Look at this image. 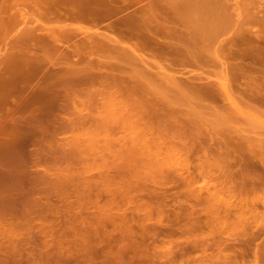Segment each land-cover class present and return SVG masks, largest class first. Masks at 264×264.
I'll use <instances>...</instances> for the list:
<instances>
[{"label":"rangeland","instance_id":"1","mask_svg":"<svg viewBox=\"0 0 264 264\" xmlns=\"http://www.w3.org/2000/svg\"><path fill=\"white\" fill-rule=\"evenodd\" d=\"M253 1L255 2L258 1L257 2V4L259 5L258 8H260V10H264V4L262 3L263 4V7H262L261 3H259V2H264V0H253ZM260 5L263 9L260 7ZM139 6H137V8ZM30 9L28 6L24 7L23 5L21 6V4H17L11 9V11L9 10L10 12H7V11H2V13L0 12V14L4 15L5 17L10 14H13V18H12L13 22L10 25H3L2 27H0V63H1V58L4 57L5 52H8L11 49L17 48V45H11L8 42L18 35L19 30L22 26V25L21 26L19 25V22L21 21L22 16H24L23 21L24 23H26L25 25L27 28H31L33 27V25L35 26V24L38 25V22L35 21L36 17L34 18L33 11H31L32 9L31 10ZM3 12H6V13H3ZM262 14H263V11L262 13H259L258 15L261 16ZM119 16L121 15H116L110 19L116 20L118 19ZM106 20L108 21L106 22ZM106 20L100 23L101 25H99V28H101L103 32L108 33L105 35L110 36L111 38H114L113 36L117 38L118 33L116 31L109 30L110 32H106L107 30H103L102 26L104 27V25L108 24L110 21L109 19H106ZM69 22L70 21L65 22V24L66 23L68 24ZM71 23H72L71 26H69L70 24H68L66 27L69 26L70 30H72V32L75 33V34L74 33L72 34L76 36L79 35L77 36V38L80 37L79 39L83 38L84 36H87L86 35L87 33L90 34L89 31L95 30V29L90 30V25H88L87 23H83V22L82 23L80 22L79 24L77 22H71ZM51 25H54V24L51 23L49 24V26L52 28L53 31H56V28L52 27ZM101 29H98V30H101ZM248 29L249 30L251 29V31L260 33L259 35L262 36L264 40V26L262 28L261 25L255 24L252 27L248 26ZM84 31H86L87 33L86 32L84 33ZM111 32H113L114 34H112ZM260 43L264 44L263 42H260ZM57 47L59 48V50L58 49L55 50L56 48L55 49L53 48L52 50H49L45 55H42L43 56L42 58L44 59V62L47 65L50 66L51 64H54L56 65L55 68L60 67L62 70H65L67 68H73L74 67L73 65L76 61H79L80 62L79 64L85 61L84 56H81V57L73 56L76 53L73 54V52H70L71 47H69L70 50L68 46H66L68 49H65L66 47L63 45L62 46L59 45ZM69 52L72 53V56L70 55ZM110 62H119L121 65L122 71H116L115 69L107 70L106 73L105 71H103L104 74L102 72L103 75L101 76V78L92 77L90 80L87 79L86 81H84L83 83H79L78 85H73V86L65 85L67 86V89H64L65 87L63 86V93L65 91L64 95H61V97L58 98L59 100L57 99L58 104L54 103L55 105H58V107L60 105L59 107L60 109L59 110L53 109L54 110V111L52 110L53 112L50 111L51 114L49 113V118H48V120L50 121H48L45 124V126H43V130H41L39 133L37 134L35 133L29 139L27 138V140H26V137L22 136V138L24 137L25 139L23 140L18 139V141L16 140L13 146L10 144L9 145L7 144L6 142L7 136L5 137L6 140H3L5 139L3 138L4 136L1 138L2 139L0 140V142L2 141L1 144L4 141L5 142L3 143L4 145H0L1 146L0 150H2L0 151V159H1L0 163L2 161L4 162L5 161L4 159H6V162L10 161L11 165H9L10 163L6 164V162H4L3 165L6 164V169L9 168L8 165L12 167V169L11 168L7 169V171L10 173L12 171L13 178H10L12 177L11 176L12 173L9 174L5 170V172H7L10 176L7 177L8 176L7 174H6L7 176L2 174L3 177L6 176L7 179L10 178L11 180L8 181L9 179L8 180L4 179L5 181L3 180V182L5 183L0 182V185L1 183L3 185L5 184V186L9 185L11 190L12 189H16V190H12V191L9 190L10 192L7 193L9 188L6 189V187L4 186L5 192L4 191L0 192V264H111L110 260H113L115 259V257H117V255L115 256V254L113 256L114 249L116 248L119 249L121 247L120 244H122L120 243V240L118 239V237L116 238V236H119L122 232L129 231V229H127L128 227H131V229L134 228V230L132 229L133 230L132 233L133 235L135 234L134 235L135 238H137L138 236L137 240L139 239V237H141V234L144 238H147L145 237V234L148 233L147 236L149 235V238H147L146 242L148 241V239H149V242H153V241L155 242L157 238L156 236H158V234L159 235L161 234L160 236H158V238L159 237L160 238L159 239L157 238L158 239L157 241L162 242V241H165V237L166 239H168L167 236L170 235V238H169L170 242L167 241L169 244L171 243L173 244L174 242V244L177 245L176 243L179 241L178 245H181V247H183L184 240H185V238L183 237L185 236L181 235L180 232H179L180 235L176 232L180 231L178 230L180 227V224L184 223V220L182 219L185 216V212L183 213L182 210H185L186 208V210L191 211L190 206H187L184 204L193 203V196H190L191 192L186 193L187 190L190 191L188 187H185V186L182 187L181 183L179 184L178 183L179 181L176 183L175 180H174L175 185H178L179 189H181L180 188L181 186L182 189L185 190V193L181 191L182 195H185V196H181V198L180 196L178 197L177 195H174L176 198L173 195L171 197L169 196L170 194H173V192L175 191L174 190L175 188L174 189L172 188L174 187L172 186L173 180L171 182L169 178L171 177V173L173 174L174 172L175 175L174 174L173 175L176 176L177 170H180V168L181 170L183 169L182 167H179V169H177L176 166L172 164L173 162H175L174 160L180 159L181 156L183 157L185 156L186 160L190 158L189 159L190 162L188 160L187 163L191 165L189 166L190 168L189 167L187 168L189 169L188 172L190 171L188 174L192 176L191 177L188 176L187 173L183 174V176L190 177L191 179L193 178V180L195 177L197 181L196 183V181L194 180L196 183V186H195L197 188L196 190H201V193L203 194L204 197H207V199L209 197L208 195H210L212 188L218 187L217 184H219V187L217 189L221 188L220 185L223 186L222 188L226 189L227 185L224 186L222 184L224 181H226L227 178H228V181L231 182L233 185V183L237 180L234 178V176L238 177L237 181L240 183V181H244V179H242L243 177L244 178L247 176L253 177L255 176V174L258 175V173L262 174L260 172L256 173L257 171L255 170L249 171L250 173L246 170L245 171L243 170L242 172L244 174L242 172L241 174H239L240 173V171H238L239 169L236 170L238 166H235L236 167L235 168L233 165L234 162L231 163L232 162L231 160V162L229 163L228 160L232 158L235 161V159L238 158L240 161V159H242L241 154H239L240 151L238 152L233 151V153L235 152V154H238L236 155L237 156L236 157L234 156L232 151L229 149L230 151L227 150L228 156H226L227 154L225 152V149L227 147L229 148L228 146L229 144H225L224 142L227 140L226 142L228 143V137L232 139L233 136H234L233 139L239 137V140H241L243 138L241 140L242 142L243 141L247 142V139H245L247 137L248 139H251V141L249 140L250 144H252L254 140H255V143L257 144L256 142L257 138L258 140L262 139L261 141L264 142V110L262 109L258 110L256 109L258 108L256 106L253 109L254 105H252L251 108L248 105L249 107L248 108L246 106L247 104L246 103L244 104V98L243 96L240 95L242 90L239 91V89H243L242 85H240L241 88H238L239 86H236V84H234L237 87L236 91L238 90L239 94L232 88L233 87L232 86L229 91V95L224 97V100L223 98L218 99V100H211V103L208 102L210 101L208 99L198 100L196 99V95L193 94L195 92L194 87L196 86V84H197L196 88L203 85L202 83L203 79L206 77L203 71L217 73L220 67L218 63L214 61L208 64H201L200 62H191V63L186 62L185 63L181 61H174V62L169 63V61H163L160 59L153 60L151 59L150 54H145L141 58L136 57L134 55H131V56L129 55V57H125L122 59L119 56L118 58H111ZM50 68H52V66ZM42 74H43V71H40L35 77V79L33 80V82L36 80V78H37L36 81H38V79L41 77ZM124 76H126L125 78L128 79V82L123 81L124 83L121 84L122 82L121 83L119 82L120 77L122 78ZM213 81L221 82L222 79L211 78V80L209 81L206 80V83L213 82ZM31 84H29L30 87L28 85L29 91L28 89H26L27 92L25 93L28 94L31 91V88L32 90L33 88L34 90L36 89L37 84L36 83H35L36 85L35 84L31 85ZM124 84H125V87H124ZM134 84H137L138 86L142 84L143 92L141 93L138 92L136 95H132V97L129 96L131 99L129 97H126V100L128 99L129 101L127 100V102H125V104H127V106L125 107L126 109L124 108L125 110L122 109L125 105H123V107L122 105L119 106L120 109L122 110L116 108L117 105H115L111 101L112 96H116L115 95V93L117 92L116 90H119V91L121 90L120 92H122L123 88L126 90V88L128 89L130 85H131L130 87L134 88ZM132 88H129V89L131 90ZM150 100H152L153 102H157L158 117H153V114L150 111V108L152 106V103H149ZM202 101L204 103H202ZM10 102L12 101H9L3 106L2 105L0 106V115L2 117L5 114L4 112L6 108L8 110L12 108V106L11 108L9 107ZM145 102L147 103L146 106H145L146 104ZM12 103L14 104V102ZM205 103H207V105H205ZM203 104L205 105L204 107H203ZM154 108L156 109V107ZM8 110L6 111V113L8 112ZM1 111L3 112V115L1 114ZM18 112L20 111L18 110ZM25 112L29 114L30 111L27 110ZM25 112L22 111L23 114H26ZM167 113H171L173 117L180 119L178 120L179 123H181L180 126L185 125V124L189 125L190 122H194L195 132L193 128L190 129L191 134L188 128H186V130H180L178 128H175L176 131L178 132V133H175V130L170 131V129H168L167 127L168 132L170 131V134L169 136H167V134L164 135L166 132L165 131L166 126H168L166 124L167 121L165 120V117H164V115H166ZM20 114L21 113H18V114L14 113V116L15 115L24 116L23 114L21 115ZM78 114L81 116L83 115L82 116L83 118L87 117L88 122L87 121L83 122V120L81 121V119L83 118L81 116H78L79 118L81 117V119L76 117ZM120 116H122L121 119L119 118ZM115 117L119 118L120 120L117 121L116 119L115 121ZM139 117H143V119L139 121L140 120L138 119ZM1 118H0V121L3 119ZM170 120L172 121V119L169 118V121ZM181 120H183V123L180 122ZM76 121H79V123ZM169 121L167 123H169ZM145 122L148 123V126L152 125L153 126L152 128L154 131L159 129L160 130L159 133L161 134L163 133L162 135H164V137L166 136L167 140L169 139L168 141H172V143L174 142L173 145H175L176 143L179 144V142H180V145L184 144L181 147L179 145L178 147H176V148H179V152L182 148L183 153L179 154L176 157H172L171 161L173 160V162L171 161L169 162L170 158H167L166 156H164L165 157L164 160L162 159L161 160L162 162H160L161 165L156 166L157 165L156 164L155 165L156 167L153 165L155 168H152L153 166L149 167L148 165H145L143 163L141 164L140 160L143 157L140 158V160H138L139 158H136L137 156H135V158H132V159L134 160L137 159V161L135 160L136 162H134L131 160L130 161L131 163H129V161L128 162L126 161L128 159H122L123 155H121L122 158L119 156L120 160L118 158H117L118 161L117 159L115 160L118 153L120 154L125 153L126 149L127 148L129 149V145L131 143V139L133 135L135 133L141 134L143 132ZM157 123L158 124L161 123V125L156 126ZM154 126L159 127V128L154 129ZM172 132L175 133L173 135V137L175 138L174 141H173L174 138L172 137V140H171V137H170L172 136L171 134H173ZM200 133L201 135H199ZM192 134H193V137H192ZM184 135H186L187 138ZM221 136L223 137V139L219 140ZM181 137H183L184 141L181 140L182 139ZM193 138H195L196 144L194 143V140L192 142ZM221 140L223 141L221 142ZM237 140L235 139V141ZM181 141L183 143H181ZM190 143L194 144L193 145L194 149L192 148V146L189 145ZM217 143L221 144L222 146L221 145L218 146ZM7 145L9 146V148L11 146L13 150H11V148L9 149ZM186 145H187V148L189 145L190 149L189 148L187 149L186 147L184 148V146ZM3 146H5L6 149L4 147V150H3ZM161 147L163 148L164 146L161 145ZM158 148L160 147L158 146ZM7 149L8 151H6ZM155 150L156 149H153V151ZM184 151L187 152L186 155H183ZM159 152L163 154L164 148L160 149ZM229 154L231 155L233 154V155L231 156ZM123 160L124 162H122ZM147 161L149 162L148 159ZM180 161H182V159ZM113 163L114 165L120 163L119 164L120 167L118 168V170L120 171V175H119V171H118V174L116 173L117 167L116 169L112 167ZM167 163L169 164V166L166 165ZM226 163L230 164L231 166V167L229 166L230 168H232V165H233L236 172L237 171L239 172L238 173L239 175L243 174L241 179H240V176L236 175L237 173L233 171L234 168L231 169V171L236 174H232L231 172V174L229 175V176L233 175L234 180L232 177L228 176V173L226 170L228 169L227 167L228 165H226ZM170 164H172L173 167L175 166L174 168L177 170L172 171V165H171V169L165 168V165L167 167H170ZM176 165L178 166L179 164L177 163ZM163 168L167 170L170 169L172 172L168 173L170 171H167L168 176L163 175L164 173L166 174V171L163 170ZM0 169H1L0 170V175H1V173L4 172L3 171L4 169L1 168V165H0ZM161 169H162V175L160 174ZM229 169L228 171L230 173ZM158 170H159V173H158ZM184 170H185V167L183 169V172ZM163 171L165 172L163 173ZM223 172L226 175H224ZM263 175L264 173L262 175L255 176V178H258V177L261 178V176ZM165 176L168 178H165ZM218 176L219 177L221 176L224 179V181H222V184L219 183V180L222 178L221 177L218 178ZM3 177L1 176V179ZM161 177L165 179L163 178L160 179ZM229 178L231 181L229 180ZM163 180H165L166 182L168 180L166 184L170 185L171 183V185L170 186L168 185L167 187L162 186L165 183V181ZM232 180L234 182H232ZM261 180L262 181L264 180V176L261 178ZM238 182H235V183L239 185ZM231 183L228 184L229 185L227 187L228 191L232 188V186H230ZM224 184H227V183L224 182ZM258 186L259 188H257V192L259 193V191H261L260 190L261 188H260V185ZM263 186H264V183L263 185L261 183L262 188ZM163 187L171 190L169 191L166 189L167 192H169L170 194H167L166 192H164L166 193L165 195L163 193V190H164ZM195 187L193 184L191 189H193L194 191ZM222 188L221 190H224ZM177 190H176V193L178 194L179 190L178 191ZM213 190H212L213 192L212 194L214 195L212 196L215 197L214 201L215 202L217 201V204H218L219 200H216V197L217 199L221 197L220 202H222L224 205L225 202L223 201V198H224L223 195H226L225 190H224V193H225L224 194L223 191H221L220 189L219 190L215 189V192L217 191L222 192V195L220 196L216 194ZM228 191H227L228 193L227 195H229ZM221 192H219V194ZM155 194H157V196L159 197L156 198ZM163 194L166 197H168L167 199L165 198L164 200H168L170 203L168 201L166 203L165 201H163V198H162ZM150 195L151 196L153 195V199H151L152 197ZM260 196H261V193H260ZM172 197L179 202L175 204L174 203L175 200H172L173 199ZM226 197L224 199L227 200V201L225 200L226 202L229 201L228 204L231 201L234 202L235 200H236L235 202L240 200L244 204L243 202L244 197L243 198L241 197L242 200L239 198V196L237 197L239 199L235 198L234 196L235 200H228L230 199V197L228 199ZM246 199L245 200L247 202L249 200L251 201L253 200V199L248 200V198ZM209 200L211 201V197ZM182 201L183 203H180ZM251 201L248 203H251ZM163 202L165 203L164 205H167V207L169 208L171 207L170 210H172L173 208L177 210L178 207L180 208V206L184 205L183 206L184 208L178 209L179 210L178 212L181 213V215L180 213L178 214L179 217L182 216L183 218L180 217L182 219L179 220V222L177 221L178 223H180L181 221L183 222L178 224L179 227L178 229H176L178 231L173 230L174 234L176 233L175 235L174 234L172 235L171 234L172 232L167 233L166 231L160 228L161 229L160 231L163 230L164 233L162 231L161 233L154 234L155 235L154 236L151 234L152 231L149 234V230L146 227L152 226L153 222L158 223V221H160L158 219L160 218V216L157 213L155 214V211H158V208L162 210L161 215L166 216L164 218L162 217L163 220L165 221L168 220L169 222V219L171 220L172 218L170 216V213H167V210H164V213H163V208H164ZM254 202H256V200L255 201L253 200V203ZM158 203L159 205H162V206L156 205ZM179 203H180V206H179ZM237 203H236V207L238 205ZM240 203L239 205H241ZM234 204L235 203H233L232 206H235ZM250 205L251 204H247V205L244 204L246 209H247V206H250ZM199 206L197 205L195 206L196 208V209L194 208L195 212L194 210H192L193 214H196L197 210L199 212V210L201 209L202 211L196 214L198 216H193L192 212L190 215L194 218L193 223L196 221V219L197 221L199 220V222L196 221V224L199 225L198 228L200 231H198L197 230L198 228L196 227V225L192 223V219H191L192 217H189L190 215L188 217L186 215L187 219L185 218L186 224H187V221L190 222L189 224L186 225V226L189 225V227L185 228L186 226L184 223V225H182L180 228L187 229V230L188 228L189 229L193 228L194 230L197 228L194 232V235H196L195 233H197V231L200 232V233H197L198 234L196 235L197 237L193 236L192 234L193 229H190L192 237L196 238V240L199 238V241H200V237L203 238L202 240L205 239V242H207L205 243L206 245L204 244V241L202 240H201L202 241L201 243L204 244L205 246L203 245L202 247L199 246L200 248L198 247L191 248L192 246L188 244L186 246L190 245L189 249H192V250L188 249L189 251L186 250L187 249L186 246H184L183 248H179L177 246L176 248H173L170 250L172 253L167 255V252H170V251L169 250L166 251V250L170 249L174 244L173 245L171 244L172 246H167L169 244L162 245V243L164 244L167 243L166 241L162 242L161 246H164V247L166 246V248L162 247V249L159 252L158 249L161 248L160 242L159 244H156V242L155 243L153 242L154 244L149 243L147 246H145V248L150 247L148 248L149 250L147 249L148 251L154 252L156 250V252L161 253V256L162 254L163 255L166 254L163 256V258H161V257H158L160 256V254L156 253L157 256L155 255L154 257H158V258L153 257L155 260L154 262H156V264L158 263L159 264H221L220 259H222L223 256L225 255V257L231 256L232 259L234 260L233 261L234 264H236L235 262H237V264H240V263L243 264L244 261L248 262L249 264V261L247 260H250L251 261L250 264H252V260H254L253 258L256 255L255 254L252 256V254L256 252L257 253L262 252L261 251L263 248L262 246H264L263 245L264 244V219L260 218V219L255 220V222H252L251 224L249 223L250 225L249 224L246 225L247 228L249 226V229H247L246 226L245 228L243 226L242 228H244V230L247 229L245 230L246 232H243L242 228L239 226L240 223H236L237 225L235 224L232 225L231 223L230 225L229 224L230 221H229L227 222L229 226L228 225L226 226L227 227L226 231L228 234H225L226 232L224 233L225 229L223 231V226H222L220 219L219 218L216 219L217 214L215 212H212V214L204 213L203 206H201V208H199ZM255 206L259 208L257 212L258 211L259 212L261 211L260 213L264 212V208H262L263 206L261 205V203L256 202ZM115 207L117 208L127 207L128 209L125 208L127 210V212L125 211L126 213L131 212L132 217L135 216V214H137L140 216L138 217L141 220H139L137 216H135L138 221L136 222L135 220L133 221V218L135 219V217L132 218L131 214L129 213L130 215L129 217H131L133 224H130L132 221L126 224V222H129V221L125 222L126 219L122 218L124 220L123 221L124 224L127 227V228H124L123 227L124 224L123 226H121V223H123L120 218L121 216H116L117 215L116 212L119 211V209L117 210ZM240 207H242L243 209L242 205ZM245 207L243 210H245ZM237 208L235 210H237ZM252 208L253 207H251V209ZM249 209L250 208H248L247 210ZM148 210L153 211L152 213H150L151 211L149 212V215L153 214L150 217L152 219L147 220L149 221V224H147L148 223L147 221L142 222V220H145L144 218H146L144 216V213L145 211H148ZM175 210L173 209L172 211H175ZM121 211L122 210H120V213ZM165 211H166V214H165ZM188 211H186L187 214L190 213V212L188 213ZM133 213L135 214L133 215ZM172 213L173 212H171V214ZM145 215L148 216V214L146 213ZM155 215L159 217L155 218ZM112 216H114L115 218ZM99 217H102V219L104 217H106V219L110 217L111 220L108 219L107 221L105 220V218L103 220L101 219L100 220L101 223L99 225V220H98ZM117 217H119V219ZM167 217L169 218L167 219ZM201 217L203 218V221H201L202 219ZM112 218L114 219L117 218L118 220L112 221L113 220ZM156 219H158L157 222H156ZM231 219L233 220L234 218H231ZM163 220L161 219V221ZM165 221H163V223H165ZM233 221L235 222L236 219H234ZM102 222H103V225H102ZM111 222L112 223L115 222V227H117L116 225L117 223L121 222L118 224L117 231L114 228V224H112ZM202 222L204 224H202ZM191 223L196 228L192 227ZM206 224L208 228H206ZM101 225H102V229H104L103 231L107 233V235L106 233H104L103 235H106L107 237L102 235L103 233L102 229H100L101 227H99ZM141 226L144 228L143 232L145 233L146 231V233L145 234H143V232L139 233L140 234L139 236L138 232L142 230ZM119 227H122V228H119ZM200 227L203 228L202 233L204 231L206 233L207 232L209 233L206 235V233L204 232L205 236L209 235L211 237L210 238L208 236L210 239L207 237L208 238L207 241L204 235L203 237L200 235L201 234ZM221 228H222V231H221ZM182 231L183 230H181V232ZM135 232L137 233V236ZM186 232L183 231V233H186ZM241 232H243L242 234L244 236L241 235L243 238L240 236ZM250 232H252V234ZM162 233L164 236H165V233H167L168 235H166L165 237H162L163 236ZM222 234L224 236H222ZM230 234L233 235L232 237L234 239L230 237L231 236ZM250 234H251V238L249 239L248 237H250ZM150 235H152V237L154 236L155 239L153 240L150 237ZM178 237H180V239L183 238L184 240L182 239L180 241ZM98 238L101 240L102 238H105L103 239L104 242L103 241L100 242L101 240L99 241ZM228 238H231L230 239L231 241L228 240ZM113 239L114 241H117V242H114ZM141 239L142 238H140L139 240ZM187 239L190 240L191 238L189 237ZM217 239H220V240H217ZM245 239H247V241ZM215 240L218 242H216ZM248 240L250 243H248ZM226 241L228 242L230 241L228 246H226L227 243L223 245V243ZM234 242L238 245L240 244V247L234 244ZM237 242H240V243H237ZM115 243L119 245H116ZM114 244H115V248H114ZM245 244L250 245L253 252L254 250L255 252L253 253L251 249L249 250L247 248L249 246L247 245H246V249L248 251L245 252L246 249H243V247L245 248ZM232 245H234V248H235V245L239 247L238 252L241 253L240 259L241 260L243 259L242 261L239 262L240 259L239 257L237 258V256H239V253L238 252H236L238 254L235 253L237 249H233ZM109 247H111V251ZM123 247L124 246H122L121 248L122 251L118 249H116L117 252L115 251V253H117L118 256H120L119 253H122L121 260L124 261L125 258L127 259L124 261L125 263L121 262L120 264H126V263L128 264L127 261H129L130 263L129 258H131L132 261H134L135 255L137 257V254H138L137 251L133 252V250L131 249L128 252H126L131 247H128V249L124 247L127 250L124 249ZM138 247H139V250H143L144 248V246L142 248H140V246ZM227 247L231 248L232 250H230ZM194 248L195 250H193ZM184 249L185 251H183ZM105 250H109V251H105ZM147 250H146V253L144 251L143 253L139 251L140 255L138 254V256H140V259L142 258V261L144 262V264L145 263L151 264L149 262V258H147L148 254L150 256V252H148ZM162 251H166V253H163ZM231 251H233L234 253L232 252L231 254ZM249 251H250V255L248 253ZM105 252L106 254L108 252L110 256L107 254L108 257L106 258L107 255L105 254ZM123 252H126V253H123ZM129 252L131 254L133 252L134 254H132V256L134 257H127L129 256L128 255ZM246 253H248L247 255L249 256L245 255L246 256L245 257L244 254ZM123 254L126 256V257L124 256L125 258L122 256ZM235 254H236V257H234ZM151 255L153 256L154 254L151 253ZM242 256L245 258H243ZM109 257L110 259L106 263V259H108ZM137 260L138 259L136 258V261ZM166 260L167 262H165ZM115 261L116 259L113 260V264L118 263L117 261L116 262ZM143 262L139 260V263L138 262H134V263L143 264ZM233 262L230 261V264L231 263L233 264Z\"/></svg>","mask_w":264,"mask_h":264},{"label":"bare ground","instance_id":"2","mask_svg":"<svg viewBox=\"0 0 264 264\" xmlns=\"http://www.w3.org/2000/svg\"><path fill=\"white\" fill-rule=\"evenodd\" d=\"M0 2H1L0 3V12L1 13H2V11L10 12L11 9L17 4H21V6L23 5L24 7L28 6L29 9L30 8L32 9V10L31 9L30 10L33 11L34 18L36 17L35 21L38 22V25L35 24V26L33 25V27H31V28H27L25 25L26 23H24V21H23L24 16H22V19L19 22V25L20 26L22 25V26L19 30L18 35L8 42L11 45H17V48L11 49L8 52H5L4 57L1 58V63H0L1 64V66H0V106L1 105L3 106L4 104L8 103L9 101L14 102V104L12 102L9 103L10 105L8 104L9 107L11 108V106H12V108L10 110H8L6 108L5 112H4L5 114L3 117L0 115L3 118L2 119L0 117L2 119L0 121V140H2L1 138L3 136H4L3 138H5L7 136L6 137L7 140H6V138L3 140H6L8 145L10 144L13 146V144L16 140L17 141H18V139L23 140V139H25L24 137H26V140H27V138L29 139L35 133L37 134L41 130H43V126H45V124L48 121H50V120H48L50 111L53 112L56 109H58V110L60 109L59 108L60 105L58 107V105H55V104L56 103L58 104V100H59L58 98L61 97V95H64V93H65V91L63 93V86L65 87L64 89H67V86L78 85L79 83H83L87 79L90 80L92 77H95V78L100 77L101 78V76L104 74L103 71H105V73L107 70H114V69L116 71H122L121 65L119 62H110L111 58H118L119 56L122 59L125 57H129V55L130 56L134 55L136 57L141 58L145 54H150L151 59H153V60L154 59H160L163 61H169V63L174 62V61H181V62H185V63L186 62H189V63L200 62L201 64H208V63H212L214 61L220 65L219 70L217 71V73L216 72L213 73V72H207V71L204 72L203 71V73H205V75H206V77L203 79V82H202L203 85L196 88V86H197V84H196V86L194 87L195 92L192 90L194 92L193 94L196 95V99H198V100L208 99L210 101H208V100L207 101L210 103H211V100H218L221 98H223V100H224V97L229 95V91H230L232 86H233L232 88L236 91V89H237L236 86H239L238 88H241L240 85H242L243 89H239V91L242 90L240 95L243 96V98H244V104L246 103L247 104L246 106L248 107V105H249L250 108L252 105H254L253 109L256 106V107H258L256 109L264 110V44L260 43V42L264 43V40H263V37L259 35L260 33L255 32V31H251V29L250 30L248 29V26L252 27L255 24L261 25L262 28L264 26V10H260V8H258L259 7V5L257 4L258 1L255 2L253 0H241V1L240 0L239 1L238 0L237 1L236 0H0ZM259 3H261V5L263 7L264 2H259ZM261 5H260V7H261ZM137 6H139V7L137 8ZM131 8L134 10H132ZM262 11H263V14L261 16H259L258 14L262 13ZM3 13H6V12H3ZM116 15H121V16H119L120 18L118 17V19H116V20L110 19ZM3 16L4 15L0 16V27H2L3 25H10L13 22V20H12L13 14H10L6 17L5 16L3 17ZM106 19H109L111 22L109 21V23L106 24V22L108 21ZM105 20H106V22H105L106 25H104V27L102 26L103 30H107L106 32L116 31L118 33L117 38L115 36H113L114 38H111L110 36L105 35L108 33L103 32L102 29L99 28V25H101L100 23H102V21H105ZM68 21H70L68 23V24H70L69 26L72 25L71 22H77L78 24L80 22L81 23L83 22V23H87L88 25H90V30H93V29H95V30L89 31L90 34H88L87 30H89V29H87L86 30L87 32L84 31V33L85 32L87 33L86 34L87 36H84V37L82 36L83 38L79 39L80 37L77 38V36H79V35H77V36L74 35L75 33L72 32V30H70V27L69 26L66 27L68 24L67 23L65 24V22H68ZM51 23L54 24L51 26L55 27L56 31H53L52 28L49 26V24H51ZM77 23H75V24H77ZM98 29H101V30H98ZM72 33H74V34H72ZM111 33L114 34L113 32H111ZM80 35H82V34H80ZM76 38H77V40H76ZM131 41H133V42H131ZM59 45L60 46L63 45L65 47L68 46V48L71 47V50L69 48L70 52H73V54L74 53L77 54V55L74 54L73 56H76V57L84 56V59H85V61L83 62L84 64L83 63L79 64L80 62L76 61L73 65L74 66L73 68H67L65 70H62L60 67L55 68L56 65H54V64H51L50 66L47 65L44 62L42 55H45L49 50H52L53 48L54 49L56 48L55 50H57V49L59 50V48L57 47ZM65 47H63V48H65ZM68 48L66 47L65 49H68ZM70 55L72 56V53H70ZM105 59H107V60H105ZM51 66H52V68H50ZM118 69H120V70H118ZM40 71H43V74L41 75V77L38 76V77H40L38 79V81H36L37 78L35 80L36 82L34 81L37 84L36 89L34 90V88H33V90H34L33 91L31 88L32 92L30 91L28 94L25 93V92H27L26 89H28V85L33 82V80L35 79V77L37 76V74ZM102 72H103V74H102ZM125 77L126 76H124L122 78L120 77L119 82L120 83L122 82L121 84H123L124 82H128V79ZM211 78H217V79L220 78V79H222V81L221 82L213 81V82L206 83V80L209 81V80H211ZM241 81L243 82V84ZM34 82L32 83L33 85L35 84ZM234 84H236V86ZM65 85H67V86H65ZM128 86H126V87H128ZM130 86H129V88H132ZM29 87H30V85H29ZM124 87H125V84H124ZM129 88L128 89L126 88V90L123 88L124 90L122 89V92H120L121 90L120 91L116 90L117 92L115 91L117 94L115 93L116 96H112L111 101L115 105H117L116 108L120 109V107H119L120 105H122V107H123V105H125L123 108L121 107L123 110H125L126 109L125 107L127 106V104H125V102H127V100H128V99L126 100V97H129V96L132 97V95H136L138 92L139 93L143 92L142 84L139 86L137 84H134V88H132L131 90ZM28 91H29V89H28ZM236 92H238V90ZM238 94H239V92H238ZM16 102H17V104H16ZM143 103H144V101H143ZM149 103H152L150 111L152 112L153 117H158L157 102H153L152 100H150ZM202 103H204V102L202 101ZM146 105H147V103L145 104V106ZM205 105H207V103H205ZM205 105L203 104V107ZM209 106H210V104H209ZM154 107H156V109ZM122 109H120V110H122ZM7 110H8V112L6 113ZM18 110L20 112H18ZM27 110L30 111L29 114L27 112H25ZM15 111H17V112H15ZM22 111H24L26 114H23ZM14 113H17V114L21 113L24 116H22L20 114L21 116L15 115V116H17V117H15ZM1 114L3 115L2 111H1ZM78 116H81V115L78 114L76 117H78ZM140 116H142V115H140ZM81 117L80 118L78 117V118L81 119ZM164 117H165V120L167 122L169 121V118L172 119V121L170 120L171 122L169 121V123H167L165 121L168 126H166V129H165L166 132L164 135L167 134V136H169L171 130L172 131L175 130V133H178L175 128H178L180 130H186V128H188L189 130L192 128H193V130L195 129V123L194 122H190L189 125L185 124V125L180 126L181 123H179V121H178L180 119L173 117L171 113H167L166 115H164ZM86 118L81 119V121L82 120H83V122L87 121L88 118L87 119ZM119 118L121 119L122 116H120ZM119 118L115 117V121H116V119H117V121H119L120 120ZM138 119H140L139 121H141L143 119V117H139ZM79 121H76V122L79 123ZM89 122H90V120H89ZM147 122H145V126L143 128L144 130L141 134L135 133L133 135V137L131 139V143L129 145V149L127 148L125 153H122V154L118 153V155H117V153H116L117 156H116L115 160L117 158L119 159V156L121 157V155H123L122 156L123 158L122 157L121 158L122 159H128L126 161L127 162L129 161V163H131L130 162L131 160L134 162L137 161V159H135L136 161L134 159H132V158H135V156H137L136 158H139L138 160H140V158L143 157L140 160V163L141 164L143 163V164L151 167L153 165L155 166L156 164H157L156 166L161 165L160 162H162L161 161L162 159L164 160V158H165L164 156H166L167 158H170L169 159V162H170L172 157H176L179 154L183 153L182 148L180 150V152H181L180 153L179 148H176V147H178V145L181 147L184 144L180 145V142H179V144H177L175 141V143H176L175 145H177V146H175V145H173L174 142L172 143V141H168L169 139L167 140V137L166 136L164 137V135H162L163 133L162 134L159 133L160 130L157 129L159 127H156V126L161 125V123L160 124L157 123V125L154 124V125H156V126H154V129H157L158 130V132H157V130L156 131L153 130L152 125L148 126ZM180 122L183 123V120H181ZM114 123H116V122H114ZM166 124H164V125H166ZM135 125H137V124H135ZM167 127H168V129H170L169 132H168ZM187 132H189V131H187ZM194 132H195V130H194ZM175 133L171 134L172 135V136H170L171 140H172V137ZM190 134H191V130H190ZM193 134H195V133H193ZM193 134H192V137H193ZM199 135H201V133ZM22 136H24V137L22 138ZM184 136L187 138L186 135H184ZM190 136H188V137H190ZM183 137H181L182 141H184ZM197 137H198V135H197ZM230 137H232V136H230ZM233 138H234V136H233ZM233 138L230 139L228 137V143L226 142L227 140L224 142L225 144H229L228 145L229 148L227 147L228 149L225 146V148H226L225 152L227 154V152H228L227 150H229V149L232 151V153H233V151H237V152L240 151L239 154H241L242 159H240V161L238 158H236L235 161L232 158L230 160H228L229 163L232 160L231 163L234 162L233 163L234 167L238 166L237 168L235 167L236 170L239 169L238 171H240V173L238 171L236 172L233 165H232V168H230L231 167L230 164L226 163V165H228L227 166L228 169L230 168L229 169L230 173H229L228 169H226L228 176L231 174V172H232L231 169H233V168H234L233 171H235L237 174L234 172H232V174H236V175L241 174V172L243 170L244 171L246 170L248 172L251 170H255V171H257L256 173L260 172L263 174L264 173V142L261 141L262 139L258 140V138H257V140H256L257 144L255 143V140H254L253 142L255 143V145L253 142H252V144H253L252 145V144H250L251 139H248L247 137L245 138V139H247V142H244V141L242 142L241 140L243 138L241 140H239V137L235 138L236 140L238 139L237 141H235V139H233ZM220 139H223V137L221 136L219 138V140ZM224 139H226V138H224ZM26 140H24V141H26ZM174 140H175V138L173 139V141ZM193 140L195 143V138L192 139V142H193ZM182 141H181V143H183ZM222 141L223 140H221V142ZM258 141H259V143H258ZM1 142H0V145H4L3 143L5 141L2 144H1ZM190 142H191V140H190ZM8 145H7V147L9 148ZM161 145L164 146L163 147L164 148V152H163L164 155L159 152L160 149H163L161 147ZM189 145L192 146V148H193L194 144L190 143ZM189 145H188V148H189ZM219 145H221V144H218V146ZM5 146H3V150H4ZM158 146L160 148H158ZM185 147L187 148V145L184 146V148ZM0 148H1V146H0ZM10 148H11V146H10ZM195 148H197V147H195ZM5 149H6V147H5ZM153 149H156V150L153 151ZM11 150H13V148H11ZM0 151H2V150H0ZM6 151H8V149ZM189 151H191V150H189ZM186 153L187 152L184 151L183 155H186ZM242 153H244V154H242ZM233 154H234V156L238 155V154H235V152ZM229 155H231V154H229ZM226 156H228V154ZM124 157H126V158H124ZM118 159H117V161H118ZM147 159L149 160V162L147 161ZM181 159H182V161H180ZM4 160H5L4 162H6V159H4ZM188 160H186L185 156L184 157L181 156L180 159L174 160L176 163L173 162V160L171 161V162H173L172 164L175 165L177 169H179V167H182L184 169V167H185L184 172H183V169L181 170V168H180V170L175 169L174 168L175 166L173 167L172 164H170V167H167V166H169V164H168L169 162L166 164L167 166L165 165V168H170V169H171V165H172V171L177 170V174H176V176H174L175 173L173 172V174H174L173 175L171 173L172 171L170 169L167 170V169L163 168V170L166 171V174L164 173L165 171H163V173H164L163 175L168 176L167 171H170V172H168V173H171V177H169V178H170L171 182L173 180V183H174V184L172 183V186H174L172 188L173 189L175 188L174 189L175 191L173 190L174 191L173 194H170L169 192H167V190H169V189L163 187V189H164L163 193L166 192L167 194H170L169 195L170 197L172 195L173 196L177 195L178 197L180 196V198H181V196H185V195H182V192L185 193V190L182 189V187L183 186L188 187V189L190 191L187 190L186 193L191 192L190 196H193V203H191V204L189 203L190 205L188 203L184 204V205L190 206L191 211H188L185 208V210H182L183 213L185 212V216H184V218L182 216H180L183 219L180 218L178 215L180 213V212H178L179 211L178 209L184 208L183 204H182L183 206H180V203H183V201L179 203L180 208L178 207V209H177V207H176L177 210H175V208H173L177 212L176 213L175 211H172L173 209L170 210L171 207L169 208V207H167V205H164L168 201V200H164L165 198L166 199L168 198L165 196L166 193H164L165 195L164 194L162 195L163 201H165V203L163 202L164 208L162 207L163 213H164V210H167V213H170V216L172 218H171V220L169 219V222L167 219L170 216L167 217V219H166L167 221L163 220V218L166 216L161 215L162 210H160L158 208L159 213H158V211H155V214L157 213L160 216V218H158L159 216H156V215H155V218H158L160 221H158V219H156V222L158 221V223H155V222L152 223L151 222L152 226L146 227L149 230V234L151 233V231H152L151 234L154 235L157 233H161L164 230L167 233L172 232L171 234L173 235L174 234L173 230L178 229V227H179L178 224L183 222V221H181L180 223H178L179 220H181V219L184 220L185 226L190 223L187 221V224H186L185 218H186V215L188 217L191 214L192 210H194L196 205L197 206H199V205L203 206V209H204L203 212L204 213L212 214V212H215L217 214L216 219L219 218L221 223H222L223 231L225 229V231H224V233L226 232L225 234H228L226 231V229H227L226 226L227 225L229 226V224L231 225V223H232V225H234V224L237 225L236 223H240L242 225L239 224V226L241 228L244 226V228H245L246 225H248L249 223L251 224L252 222H255V220H257V219H260V218L264 219V212H262V213H260L261 211L257 212V210L259 208H257V206H255V203L258 202V203H261V205L263 206V207L262 206L261 207L264 208V193H263L264 190H262V189H264V186H263V188L261 187V183H262V185L264 183L263 182L264 180L262 181L261 178L264 175L261 176V178H259V177L255 178V176L262 175L259 173H258V175L255 174V176H253L254 175L253 174L252 175L253 177L247 176V177H245L246 179L243 177L242 179H244V181H240V183L242 182L241 184L237 181L238 177L236 176L237 177L236 178L234 176V178L237 179L235 182H238L239 185L233 181L234 180L233 175L229 176V177L233 178L232 182H234L235 185L237 184L236 187H235L234 183L232 185V183L228 181V178L226 179V181H224V179L221 177L223 175L220 176L223 180L220 179L221 182L219 180V183L222 184V181L227 183V184H224V182H223V184H222L224 186L227 185L226 189L222 188L223 186L220 185V187L225 190L226 195L228 194L227 193V191H228L227 187L229 186L228 184L231 183L230 186H232V188L228 191L229 195L230 194L231 195L230 196L227 195V197H226V195H223L224 198L226 197L228 199L230 197V199H228V200H235V198H237L239 196V198L242 200V198L244 197V199H243L244 204L245 205L251 204L252 206L251 205L250 206L253 207L251 209L250 206H247V209L250 208L249 210H247L246 207L244 206V204L240 200H238V201H240L241 203L238 201H237L238 202L237 203V202H235L236 201L235 200L234 202L231 201L230 202L231 204L230 203L228 204L229 201L226 202L227 200L223 198V201L225 202L223 205V203L220 202L221 197H219L218 199L216 197V200H219V202L217 204V201L216 202L214 201L215 197L212 196V195H214V194H212L213 193L212 190L214 189L213 190L214 192H215V189L221 190V188L217 189L219 187V184H217L218 187L212 188L210 195H208L209 196L208 199H207V197H204L203 194L201 193V190H196L197 188L195 186H196L197 181H196L195 177L193 176L196 183L193 180V178L192 179L190 178L192 175L188 174L190 171L188 172L189 169L187 167H189L191 165V164L187 163ZM0 161H1V159H0ZM4 162L2 161L0 163L1 168L4 169L3 170L4 172L1 173V175H0V179H1V176L3 177V175L7 174L8 176L7 175L6 176L9 177L10 176L9 174L12 173L11 170H10L11 173L7 171V169H10V168L12 169V167L9 166V165H11L10 161L6 162V164L10 163L8 165L9 168H7V169H6V164L3 165ZM122 162H124V160ZM189 162H190V160H189ZM177 163L179 164L178 166L176 165ZM119 164L120 163L115 164L116 165L115 166L113 163V166H112L114 169H116V167H117V169H116L117 174L119 171L118 168L120 167ZM154 166L152 168L156 167V166L155 167ZM5 170L9 174L7 172H5ZM158 173H159V170H158ZM185 173H187L188 176H190V177L183 176V174H185ZM249 173H248V175H249ZM160 174L162 175V169H161ZM223 174H224V172H223ZM243 174L239 175L240 179L243 176ZM119 175H120V171H119ZM224 175H226V174H224ZM6 176H4V177H6ZM11 176L12 177H10V178H13V173L11 174ZM4 177L1 179L2 181L0 180V182L5 183V182H3L4 179H6V180L9 179L8 181L11 180L10 178L7 179V177L6 178H4ZM220 177L218 176V178H220ZM162 178L163 177H161L160 179H162ZM165 178H168V177L165 176ZM165 178H163V179H165ZM174 180L176 183L178 181H179L178 182L179 184L181 183L182 187L180 186V188L182 190L178 188L179 187L178 185H175ZM229 180H230V178H229ZM163 181H165V180H163ZM167 182H168V180H167ZM167 182L165 181L164 185H162V186L167 187L169 185V184L168 185L166 184ZM2 183H1V185H3ZM193 184L195 187L194 191H193V189H191ZM170 185H171V183H170ZM258 185H260V188H261L260 190L262 192L261 191H259V193L257 192V188H259ZM4 186H5V184L3 186H1L2 188L0 187V192H3L5 187H6V189L9 188L7 191V193H9L10 192L9 190H11L9 185H6L5 187ZM176 186H177L179 192L182 191L181 193H179V192H178V194L176 193V190H177ZM12 190H16V189H12ZM224 190H221V191H223V193H224ZM169 191H171V190H169ZM221 191H219V192H221ZM219 192L217 191L215 193L218 194L219 196L222 195V192L220 194H219ZM260 193H261V196H260ZM155 195H156L155 196L156 198L159 197V196H157V194H155ZM234 196H235V198H234ZM151 197H152L151 199H153V195ZM210 197H211V201L209 200ZM172 198H170V199H172ZM239 198H237V199H239ZM246 198H248V200L249 199H253L254 201L256 200V202L253 203V200L252 201L249 200L248 202L251 201V203H248L246 201L247 200ZM172 200L177 201L174 198ZM175 201H174L175 204L179 202V201H177V202H175ZM233 203H235L234 204L235 206H232ZM236 203L238 204L237 207H239V208L236 207ZM239 203L243 206V209L245 207L246 211L243 210L242 207H240L241 205H239ZM225 204H227V205H225ZM156 205H159V203ZM159 206H162V205H159ZM165 206L169 209V211ZM175 206H177V205H175ZM187 206H185V207H187ZM201 206H199V208H201ZM115 208L117 210L119 209V211H117L115 209L117 211L116 212L117 215L115 213L114 214L116 216H121L120 218H121L122 222L124 221L122 218L126 219L125 222L129 221V222H126V224L130 223L132 221L131 212H129L131 214V217H129L130 216L129 213H126L127 210L125 208H127V207H125V208L115 207ZM236 208H237V210H235ZM120 210H122V211L124 210L123 211L124 214L122 211L120 213ZM156 210H157V208H156ZM150 211L151 210L145 211V213L148 214V216L145 215V213H144V216L146 218H144L145 220H142V222L143 221L145 222L148 219H152L150 217L153 214L149 215ZM170 211L173 212L174 214L173 213L171 214ZM186 211H188V213L189 212L190 213L187 214ZM201 211H202L201 209L199 210V212L197 210L196 214L200 213ZM152 212L153 211H151L150 213H152ZM194 212H195V210H194ZM118 213H120V214H118ZM134 214L135 213H133V215ZM165 214H166V211H165ZM196 214H193V212H192L193 216H198ZM180 215H181V213H180ZM135 216H137V218L139 220H141L139 218L140 217L139 215L135 214ZM135 216H133V217H135ZM112 217H114V216H112ZM189 217H192V216L190 215ZM104 218L107 221H108V219H110V217H108V219H106V217H104ZM114 218H112L113 219L112 221H116L119 219V217H117L118 219L117 218L114 219ZM128 218L131 220H129ZM137 218L136 217H135V219L133 218V221L134 220H135V222L138 221ZM231 218L236 219V221L234 222L233 221L234 219L232 220ZM101 219H102V217H99V219H98L99 225L101 223L100 222ZM161 219L163 221H165V223H163V221H161ZM191 219H192V223H193L194 218L192 217ZM133 221L130 224H133ZM196 221H197V219H196ZM196 221L193 224H195L196 227L198 228L199 225L196 224ZM201 221H203V218L201 219ZM229 221H230V223L227 224V222H229ZM147 222H148L147 224H149V221H147ZM197 222H199V220ZM205 222H207V221H205ZM119 223H121V222H119ZM119 223L116 224L117 227H115V222L112 223V224H114V228L116 231H117ZM184 223L183 224L181 223L180 227L182 225H184ZM192 223H191V226L195 227L194 225H192ZM123 224H124V222L121 223V226H123ZM202 224H204V223L202 222ZM102 225H103V222H102ZM102 225L99 226V227H101L100 229H102ZM185 226H183V227H185ZM123 227L127 228L125 224ZM174 227H175V229H174ZM180 227L178 229L180 231L176 230L178 232H176V231L175 232L178 234L180 232L181 235L185 236V237H183V238H185V240L183 238L180 239V237H178V239H180V241L182 239L184 240L183 247L188 245V244H190L192 246L191 248H193V247L200 248L199 246L202 247V245L203 246L206 245L205 243H207V242H205V239L202 240L203 238L200 237V241H199V238L196 240V238L192 237V234H193V236L197 237L196 236V235H198L197 233H200V232H198V231H200L199 228L197 229L195 227L198 231H197V233H195L196 235H194V232L196 229L194 230L193 228H190V229H193L192 234H191V231L189 228L187 230V229H181ZM187 227H189V225L186 226L185 228H187ZM119 228H122V227H119ZM138 228H139V226H138ZM160 228L163 230L160 231L161 230ZM206 228H208L207 224H206ZM244 228H242V230H243V232H246L245 230L249 229V226H248V228L246 226L247 229H245V230H244ZM127 229H129V231L122 232L119 236H116V238L118 237V239L120 240V243H122V244H120L121 247L119 246L120 248L119 249L116 248V249L122 251L121 248H122V246H124L127 249H128V247H131L128 250L123 247L124 249L127 250L126 252H128L129 250L132 249L133 252L137 251V253L139 255H140L139 251H141L142 253L144 251L146 253V250L150 247L145 248V246H147L149 243L154 242V241L149 242V239L147 241L148 243L146 242L147 238H149V235L147 236L148 233L145 234L146 231L144 233L143 232L144 228L141 226L142 230L140 232L137 231L138 235L140 236L139 233L143 232V234H145V237H147V238H144L141 234V237H139V239L140 238H142V239L137 240V238H138L137 233L135 232L137 238H135L134 237L135 234L133 235V233H132L134 228H132L133 230L131 229V227H128ZM200 229H201L200 235L203 237L205 231L202 233L203 228L200 227ZM103 230L104 229H102V232H103L102 235L104 233H106ZM181 230H183L185 232L187 230V232L183 233V231L181 232ZM164 231H163V233H164ZM188 231H189V233H188ZM221 231H222V228H221ZM243 232H241L240 236L243 235L242 234ZM163 233H162V235H163ZM167 233H165V236L168 235ZM187 233H188V235H187ZM221 233H223V232H221ZM239 233H240V231H239ZM250 233L252 234V232H250ZM207 234H209V233L207 232L206 235ZM251 234H250V237H248L249 239L251 238ZM106 235H107V233H106ZM106 235H103V236H106ZM152 235H150V237L154 240L155 235L153 236L154 238L152 237ZM160 235L158 234V236H160ZM158 236H156V237L158 238ZM165 236L163 235L162 237H165ZM208 236H205L206 241L210 237V236L209 237ZM222 236H224V235L222 234ZM232 236L233 235H231L230 237H232ZM238 236H239V234H238ZM99 237H101V236H99ZM189 237L192 240L187 239ZM105 238H102V240L98 238V240L99 241L101 240L100 242H102V241L104 242L103 239H105ZM157 238H156L155 242H156V244H159V242H160V246H161L162 242H165V241L170 242V239H169L170 235L167 236V238L169 240L166 239V237H165V241H162V242L157 241L160 237L158 239ZM230 239L231 238H228V240H230ZM162 240H164V239H162ZM201 240L204 241L205 245L201 243L202 242ZM217 240H220V239H217ZM225 240H227V239H225ZM245 240L247 241V239H245ZM113 241H114V239H113ZM198 241H199V243H198ZM114 242H117V241H114ZM178 242L177 243L175 242L177 245H175L173 242L175 247L172 243L171 244L173 246L171 244H169L168 242L165 244L162 243V245L169 244L167 246H172L170 249H167L166 251H168V250L170 251L171 249L176 248L177 246L179 248H183V247H181V245H178ZM216 242H218V241H216ZM229 242L226 241L223 243V245H225V243H227L226 246H228ZM237 243H240V242H237ZM248 243H250L249 240H248ZM115 244L119 245L117 243H115ZM115 244H114V248H115ZM181 244H183V243H181ZM234 244H236V243L234 242ZM247 244H245V248L242 246L243 249H246ZM236 245H238V244H236ZM236 245H235V248H234V245H232L233 249H237V251L234 250L235 253L238 252V250H239L238 248L240 247V244L238 245L239 247ZM138 246H140V248H142L144 246L143 250H139ZM189 246H186L187 251L192 250V249H189ZM247 246L250 247V248L247 247L249 250L250 249L252 250L250 245H247ZM162 247L166 248V246L165 247L161 246V248H159V249L157 247L156 248L160 252ZM262 247H261L262 252H259V253H257V252L254 253L255 250H254V252L252 250V252L254 253V254H252V256L256 254L254 258L252 257L254 260L251 259L252 264H264V246H262ZM109 248L111 251V247H109ZM152 248H154V247H152ZM152 248H151V250H152ZM227 248H229V247H227ZM116 249H114V251H113L114 252L113 256L115 254V256L117 255V257H119V258L115 257L116 261L119 264L121 262L125 263L124 261L127 260L125 258L126 256L123 254L122 256L123 257L125 256L124 257L125 260L124 261L121 260V254L122 253H119L120 256H118V254L115 253V251L117 252ZM124 249H123V251H124ZM229 249L232 250L231 248H229ZM193 250H195V248ZM105 251H109V250H105ZM166 251H162V252L166 253ZM179 251H181V250H179ZM183 251H185V249ZM242 251H244V250H242ZM247 251L248 250L246 249L245 252H247ZM126 252H123V253H126ZM133 252H132V254H134ZM148 252H150V256L148 254V257L147 256L146 257L149 258V262L151 264H156V262H154L155 261L154 258H158V257L163 258V256L166 255V254H164V255L162 254V256H161V253L156 252V250L154 251L155 253L152 251H148ZM232 252L233 251H231V254H232ZM151 253L154 255L152 256ZM156 253L160 254V256L154 257L155 255L157 256ZM170 253H172V252L171 251L167 252V255ZM238 253H239V256H237V258L239 257V259H240L241 253L240 252H238ZM238 253H236V254H238ZM248 253L250 255V251ZM248 253L244 254V256L245 255L249 256V255H247ZM105 254H106V252H105ZM107 254H108V252H107ZM132 254L129 252V254H128L129 256H127V257H134V256H132ZM138 254H137V257L135 255L134 261H132V259L129 258L130 263H129V261H127L128 264H132L134 262L139 263V260H141V262H143L142 258L140 259V256H138ZM236 254L234 257H236ZM108 255L106 256V258L108 257ZM224 257H225V255L223 256L222 259H220L221 264H230V261L231 262L234 261L231 256H227V257H225V259H224ZM245 257H243V258H245ZM136 258L138 259L137 261H136ZM109 259H110V257L108 259H106V263H107V261H109ZM115 259H113V260H115ZM113 260H110L111 264H113ZM242 260L240 259L239 262ZM131 261H132V263H131ZM247 261H249V264L251 263L250 260H247ZM165 262H167V260ZM235 263L237 264V262H235ZM245 263L248 264V262L244 261L243 264H245ZM143 264H144V262H143ZM233 264H234V262H233ZM240 264H242V263H240Z\"/></svg>","mask_w":264,"mask_h":264}]
</instances>
